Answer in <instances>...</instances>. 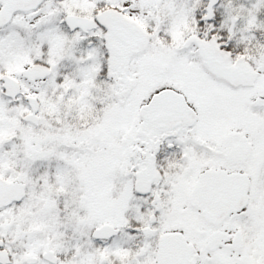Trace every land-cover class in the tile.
<instances>
[{
    "label": "snow or ice",
    "instance_id": "6c2138e0",
    "mask_svg": "<svg viewBox=\"0 0 264 264\" xmlns=\"http://www.w3.org/2000/svg\"><path fill=\"white\" fill-rule=\"evenodd\" d=\"M0 264H264V0H0Z\"/></svg>",
    "mask_w": 264,
    "mask_h": 264
}]
</instances>
